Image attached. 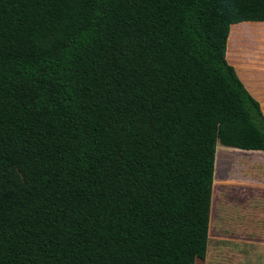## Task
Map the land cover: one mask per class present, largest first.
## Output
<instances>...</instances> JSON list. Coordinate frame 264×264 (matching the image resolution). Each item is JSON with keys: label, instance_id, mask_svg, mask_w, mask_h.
<instances>
[{"label": "trees", "instance_id": "1", "mask_svg": "<svg viewBox=\"0 0 264 264\" xmlns=\"http://www.w3.org/2000/svg\"><path fill=\"white\" fill-rule=\"evenodd\" d=\"M264 0H0V264H196L217 145L264 150L234 50Z\"/></svg>", "mask_w": 264, "mask_h": 264}, {"label": "crops", "instance_id": "2", "mask_svg": "<svg viewBox=\"0 0 264 264\" xmlns=\"http://www.w3.org/2000/svg\"><path fill=\"white\" fill-rule=\"evenodd\" d=\"M225 55L264 113V34L256 48L230 53L226 48ZM221 146L215 152L203 263L264 264V150ZM244 156L254 165H229L230 158Z\"/></svg>", "mask_w": 264, "mask_h": 264}, {"label": "rangeland", "instance_id": "3", "mask_svg": "<svg viewBox=\"0 0 264 264\" xmlns=\"http://www.w3.org/2000/svg\"><path fill=\"white\" fill-rule=\"evenodd\" d=\"M235 52L238 51V50H234ZM221 145V144H220ZM221 147H224V146H221ZM218 149V147H217ZM251 156V155H249ZM239 158H236V159H231L230 158V164L229 165H254L253 162H249L248 161V156H244L243 159H240L238 160ZM235 174V172H233ZM245 251H242V253H244ZM205 263V259H197V262L196 264H204Z\"/></svg>", "mask_w": 264, "mask_h": 264}]
</instances>
